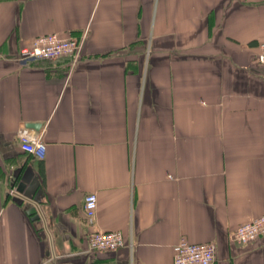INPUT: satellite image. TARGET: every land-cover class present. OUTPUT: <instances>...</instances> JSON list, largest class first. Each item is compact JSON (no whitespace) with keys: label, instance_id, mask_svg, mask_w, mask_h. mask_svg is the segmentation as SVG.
<instances>
[{"label":"crops","instance_id":"crops-1","mask_svg":"<svg viewBox=\"0 0 264 264\" xmlns=\"http://www.w3.org/2000/svg\"><path fill=\"white\" fill-rule=\"evenodd\" d=\"M45 35L80 58L21 62ZM261 43L264 0H0V264H173L181 239L264 264V236L231 238L264 215Z\"/></svg>","mask_w":264,"mask_h":264},{"label":"built area","instance_id":"built-area-1","mask_svg":"<svg viewBox=\"0 0 264 264\" xmlns=\"http://www.w3.org/2000/svg\"><path fill=\"white\" fill-rule=\"evenodd\" d=\"M84 39V37L62 39L57 35L39 36L34 40L31 48L20 50L19 60L26 62L68 57L76 62L80 58ZM258 49V62L264 66V43H261ZM18 138L22 151L38 161L44 160L46 145L42 136L21 130ZM96 209V195H86L83 210L90 224L93 223ZM262 236H264V215L249 220L231 234L232 240L239 244L253 243ZM124 246V239L120 232H94L88 237L89 253L115 252ZM173 254V264H214L216 246L213 243L191 244L181 239L173 248Z\"/></svg>","mask_w":264,"mask_h":264},{"label":"water","instance_id":"water-1","mask_svg":"<svg viewBox=\"0 0 264 264\" xmlns=\"http://www.w3.org/2000/svg\"><path fill=\"white\" fill-rule=\"evenodd\" d=\"M27 128L33 129V130H38L40 128V124H29L27 126ZM24 185H20L17 189H16V193H19L21 195H23L24 193ZM35 202H37V197L34 199ZM35 211L31 210L30 212H28V215H34Z\"/></svg>","mask_w":264,"mask_h":264}]
</instances>
